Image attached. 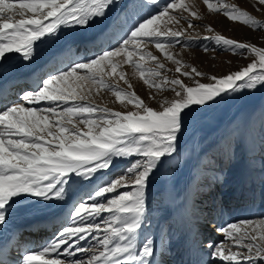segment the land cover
<instances>
[{
    "label": "snow or ice",
    "instance_id": "snow-or-ice-1",
    "mask_svg": "<svg viewBox=\"0 0 264 264\" xmlns=\"http://www.w3.org/2000/svg\"><path fill=\"white\" fill-rule=\"evenodd\" d=\"M118 3L120 0H0V78L9 71V54H18L20 60L30 63L40 44L55 43L65 28L86 29L103 20ZM203 3L210 13H222L253 31L264 30V20L235 4L224 0ZM257 3L264 5V0ZM146 7L157 11L129 25L117 47L86 61L70 60L63 70L48 73L46 78L36 76L30 90L14 92L18 80L0 88V231L25 199L47 206L71 198L61 213L64 225L40 250H25L19 264H163L155 258L154 239H139L148 211L149 181L162 165L176 164L185 128L202 113L225 98L264 87V47L228 38L211 25L204 26L211 35L201 36L195 24L201 15L191 0H131L126 18L139 16ZM201 40L212 41L213 50L255 59L238 71L213 75L202 83L197 78L205 74L196 67L187 70L190 66L172 51L177 46H199L207 52L209 48ZM149 45H154L163 60ZM164 61L171 62L179 75L170 78L166 73L171 69ZM123 65H130L131 73ZM129 77L174 96L160 100L159 109L149 107L132 90ZM181 77L192 84H185ZM121 81L127 87H121ZM102 90L110 91L125 110L97 104L95 97ZM11 96L20 102H11ZM149 98L155 99L151 94ZM42 101L49 106L39 107ZM128 105L132 110H127ZM233 137L234 132L226 133L225 153ZM134 156L137 158L118 177L102 175L117 158ZM76 185L91 189L85 192L87 199L73 196ZM217 231L225 240L206 245L214 260L264 264V218L227 223ZM86 241L91 244L81 246ZM8 252L5 242L0 246V264H11Z\"/></svg>",
    "mask_w": 264,
    "mask_h": 264
},
{
    "label": "bare ground",
    "instance_id": "bare-ground-1",
    "mask_svg": "<svg viewBox=\"0 0 264 264\" xmlns=\"http://www.w3.org/2000/svg\"><path fill=\"white\" fill-rule=\"evenodd\" d=\"M126 1L128 0H120L117 8L108 17L107 22L105 24L103 23V26L95 28L90 33L83 34L85 29H63L59 33L60 39L51 44H56L66 39V45L62 48L49 49L43 48L48 42L40 44L35 58L30 63L20 60L18 54H9L12 57V62L9 65V71L0 78V88L8 81L18 80L20 83L13 86L14 92L30 90L34 87L32 81L35 80L36 76L46 78L48 73H53L60 66H63L64 63H68L73 58H76L75 49L78 46H82V48L89 47V49L94 46L97 50L100 48L110 49V46H113L115 42L117 43L124 36L122 33L126 31L129 23L134 18L127 19L126 15L119 17V9ZM128 4L130 2L126 3V5ZM117 18L119 19L117 20ZM225 23L226 21L223 18L218 21L220 26ZM68 36L74 37L68 39ZM79 39H82L81 43L78 42ZM122 67L126 73H131L132 68L130 65H123ZM29 77H31L30 80H28ZM129 79L133 85L132 90L140 97L142 96L141 98L144 100L146 86L138 77H129ZM25 80H28V82L25 83ZM119 83L121 87H127L122 81ZM14 98L16 96H11L9 99L13 102ZM164 98L165 96H162V98L151 102L144 101L149 107L159 109V101ZM95 102L97 104H104L114 111L125 110L124 105L116 101L110 91L102 90L100 95L95 97ZM2 103L0 101V111L3 110ZM256 104L264 108V87H260L254 92L246 91L239 96L225 98L224 101L213 105L202 113L201 118L194 124H189L185 128L180 142L181 152L176 164L172 167L162 165L161 171L155 173L149 181L146 191L147 208L151 203H154L156 209L146 214V219L139 234L140 241H143L145 237H152L156 248H158V240L155 236L159 232L161 225L164 226L166 222L172 223V226L169 228V233L176 232V235L178 234L176 257H183L185 264H204V259H206L204 254L208 252V248L205 251L192 249L195 241L192 233L197 232V227L196 223H192L190 220L194 219L193 215L195 213L193 211L195 210V205H192L194 208L191 207V200L192 198L193 200L195 199L194 195L198 196V193L206 188V184L199 179L206 172H201L202 168H200V163L204 157L212 152L208 156L209 163L213 162L214 157L222 156L225 150L224 137L228 132L224 127V123L232 112L235 113L234 119L239 126V130H243L241 140L244 143L249 142L251 149H256L257 143L254 137L255 135L247 129L250 125L247 116ZM38 106L47 107L49 106V102L42 101ZM127 110H132V106L128 105ZM209 138H213V143L211 142L212 144L207 147V140ZM127 159L117 158L111 168L107 172L102 173L104 178H111L115 170L121 171L125 169L128 163ZM238 178H241L240 175L237 176L236 180ZM210 179L214 178L209 174L207 184L210 183ZM238 184H241V182ZM122 189L120 190L123 191ZM90 190L86 186L76 185L73 196L79 198L81 194ZM159 201L160 203L157 205ZM200 201V198H197V202ZM70 202L71 198H69L67 203L61 204L53 201L45 206L43 203H37L31 199H25L23 201V206L12 215L3 231H0V246H3L7 242L8 249H12L11 253L7 256L11 264H19V259L25 252L24 249L29 245H33V250H40L41 246L51 238L50 234L58 231L61 225L64 224V220L62 219L60 221L59 219L62 217L61 213L66 211ZM204 208L206 207H200L201 211L197 213L199 215H196V217L199 220L203 219V223L207 224V226H216V219H213L207 210H202ZM50 224L53 228L52 231L48 228ZM212 240L213 238L210 237L206 241L209 243ZM86 243L91 244V241L81 242V246H84ZM77 256L79 258L80 254H77Z\"/></svg>",
    "mask_w": 264,
    "mask_h": 264
},
{
    "label": "rangeland",
    "instance_id": "rangeland-1",
    "mask_svg": "<svg viewBox=\"0 0 264 264\" xmlns=\"http://www.w3.org/2000/svg\"><path fill=\"white\" fill-rule=\"evenodd\" d=\"M128 2H130V4L126 5V3ZM224 2L228 4H235L239 8L248 11L257 19L264 20V5H259L257 3V0H224ZM126 3L119 9V17H121L122 15L127 16L126 9L130 10L131 0L126 1ZM191 3L194 6L195 10H197L201 15V19L195 21V24L198 26L197 30L201 36L211 35V33H207L204 28V26L206 25H211L215 32L222 34L228 38L236 39L241 42L252 43L258 47H264V30L253 31L251 28L244 26L238 22L228 20L227 17H225L222 13H210L207 11L203 0H191ZM117 6L118 4L112 6L107 11V17L105 16L103 20H97L96 22L92 23L85 29L83 34L90 33L95 28L103 26L109 19L108 17H110V15L112 14L111 12H113L117 8ZM155 11H157V9H153L151 7L141 9V13L139 12V16H133L134 18L129 23V25L134 23L140 17L147 18V14H154ZM222 18L225 19L226 23L220 26L218 24V21ZM118 19L119 18H117V20ZM126 30H128V28H126ZM122 34L124 35V33ZM72 37L74 36H68V39H71ZM78 42L81 43L82 39H79ZM118 42H115V44L113 46H110V48L117 47ZM66 43L67 40L63 39L56 44L48 43L43 48H62L66 45ZM200 44L207 45L209 50L205 52L199 46H193L187 49H182L180 46H177L172 49V51L174 53H178V58L182 59L190 66L187 70L190 71L191 67H196L199 71L205 74L204 77L197 78L202 83L209 82L207 77L213 75L222 76L229 72L238 71L241 67L247 66L248 63L255 59L253 55L233 54L230 51H225L220 48L213 50V42L209 40H201ZM75 50L76 58H73L72 61L80 62L93 58L94 55L101 54V52L103 50H106V48H100L97 50L96 48H94V46L90 47V49L89 47L82 48V46H78ZM149 50L163 60L162 55L157 49H155L154 45H151V47L149 45ZM78 54L79 56H77ZM164 62L166 64V67L168 69H171V71L166 73L170 78L175 75H179L175 73V66L171 62ZM58 70H63V66H60V68L56 69L53 74H55ZM181 78L184 80L185 84H192V82L188 80V78ZM150 94L154 96L155 99H150ZM162 96L172 99L174 93L167 90L158 92L156 89H151L146 86L144 92V100L146 102L158 100L159 98H162ZM15 102H20L18 100V97L14 98L13 103ZM234 114V112L230 113L227 121H225L224 123V127L227 131L234 132V137L232 138L231 146L228 152L225 153L224 150L221 157H214L213 162L210 163L208 156L213 152L209 153L201 160L200 163V168H202L201 172H206H204L199 179L200 181L202 180L201 182H204L206 184V188L202 189V191L199 192L200 194L198 193V196L194 195V198L196 200H193V198L191 200V207L194 208V206L192 205H195V210H193L195 213L193 215L194 219L190 220L192 223H196L198 232L192 233V235L195 237L192 249L205 251L207 249L206 245L208 244L206 240L210 237L213 238V240L211 241L213 244L224 241V235L217 231V229L225 226L227 223L238 222L240 220L246 219L256 220L264 218V195H262V193H264V167H262V162H264V143H262L264 142V108L261 105L256 104L247 116L249 120L248 122L250 124L247 129L255 135L254 137L257 143L256 149H251L249 142L244 143L241 140L243 136V130H239V126L234 119ZM211 142L213 143V138H209L207 140L206 146L208 147L209 145H211ZM233 151L234 156H232ZM136 158L137 157H131L130 159H127L128 163L126 164L125 168ZM124 170L125 169L121 171L115 170L111 178L118 177L123 173ZM209 174L212 175L214 179H210V183L207 184ZM239 175L241 177V181L239 178L238 180H236L237 176ZM240 182L241 184H238ZM84 194L85 193L81 194V196L86 199L87 196ZM197 198H200L201 201L197 202ZM159 203L160 201L157 205H159ZM203 206H205L206 208L202 210H207V212L212 215L213 219H216V226H207V224L203 223V219L199 220L196 217V215H199L197 213L201 211L200 207ZM147 209V213H149L153 209H156L155 204L151 203ZM62 219L63 218L61 217L59 220L61 221ZM171 226L172 223H164V226L161 225L159 232L155 236L158 240L156 259L158 261H162L163 264H185V259H183V257H176L178 234L176 235V232L169 233V228ZM48 228L51 231L53 229L51 224L48 226ZM205 231H207L206 234ZM52 235L53 232L50 234V236L52 237ZM229 243H231V241H229ZM26 248L28 250H33V245H29ZM26 248L24 249V251L27 250ZM11 250L12 249H9L8 254L11 253ZM233 250L238 249L234 248ZM204 256L206 257V259H204V264H222L219 259L214 260L211 257L209 249L208 252L204 254Z\"/></svg>",
    "mask_w": 264,
    "mask_h": 264
}]
</instances>
